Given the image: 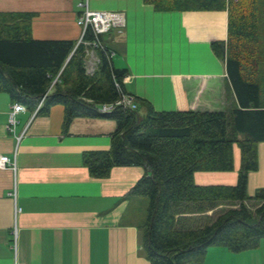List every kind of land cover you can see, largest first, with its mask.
I'll return each mask as SVG.
<instances>
[{"label": "crops", "instance_id": "1", "mask_svg": "<svg viewBox=\"0 0 264 264\" xmlns=\"http://www.w3.org/2000/svg\"><path fill=\"white\" fill-rule=\"evenodd\" d=\"M81 1L0 0V11L35 12L34 38L78 41ZM89 4L125 13V27L103 39L114 52V67L128 71L127 93L149 100L158 111L227 109V64L211 43L228 40V11H157L144 0ZM93 65L95 70L97 64L88 59V73ZM13 103L0 92V155L16 162L15 167L0 166V264L16 259L25 264H151L139 218H125L131 207L125 196L146 169L115 166L108 177L95 178L84 164L87 151L110 149L116 121L78 117L64 132L65 107L54 104L46 114L27 108L10 130ZM233 155L232 171H197L195 182L236 184L241 166L236 144ZM258 160V170L249 172L248 190L251 182L264 185V141L258 144ZM142 202L135 200L137 208ZM139 212L144 215V207ZM225 259L264 264V238L257 249L238 253L210 246L204 264H224Z\"/></svg>", "mask_w": 264, "mask_h": 264}, {"label": "trees", "instance_id": "2", "mask_svg": "<svg viewBox=\"0 0 264 264\" xmlns=\"http://www.w3.org/2000/svg\"><path fill=\"white\" fill-rule=\"evenodd\" d=\"M144 1L157 11H228V40L211 43L227 64L226 110L158 111L125 90L128 71L114 67L103 39L112 29L96 35L88 28L84 39L90 44L37 39L36 13L26 11H0V92L31 111L43 101L38 114L63 104L64 132L78 117L116 121L110 149L87 151L84 164L95 178L108 177L115 166L146 169L125 196L131 202L125 218H139L151 264H204L210 246L235 253L257 249L264 238V188L250 195L248 175L258 170V144L264 141V0ZM89 49L99 58L90 73ZM125 94L136 108L115 105ZM104 104L114 108L101 112ZM235 143L241 151L237 183L197 184V171L234 169ZM138 198L144 200L139 209Z\"/></svg>", "mask_w": 264, "mask_h": 264}, {"label": "built area", "instance_id": "3", "mask_svg": "<svg viewBox=\"0 0 264 264\" xmlns=\"http://www.w3.org/2000/svg\"><path fill=\"white\" fill-rule=\"evenodd\" d=\"M80 11L77 18L78 24L82 27V35L78 40L77 44L90 42L85 41L84 36L88 28H91L96 35L109 32L111 29L115 28L119 31L125 27V13L121 10H98L90 7L89 0H82L79 3ZM94 46H98V43H94ZM96 50L89 49L87 50L88 59H93L94 63L97 64L99 61ZM114 55V52L111 51L110 57ZM95 65L91 67V72L94 71ZM43 101H41L38 107L34 110V114L38 113L39 108L42 106ZM123 105L127 108H136L135 99L125 94L115 105ZM114 108V104H104L101 106V112H110ZM27 110V107L16 101L12 104L11 111L9 113V129L14 130V126L17 122V115L23 111ZM7 164L16 166L15 160H12L8 155H0V166H5ZM15 264H25L22 261L16 259Z\"/></svg>", "mask_w": 264, "mask_h": 264}, {"label": "rangeland", "instance_id": "4", "mask_svg": "<svg viewBox=\"0 0 264 264\" xmlns=\"http://www.w3.org/2000/svg\"><path fill=\"white\" fill-rule=\"evenodd\" d=\"M81 27V26H80ZM82 28V27H81ZM141 113V116H144V114L142 113V111L140 112ZM238 147L239 145L237 143H235ZM249 187V185H248ZM261 188H264V185H255L253 182H251V188L250 190H248V193L251 195V194H254L256 190L258 189H261ZM249 189V188H248ZM231 260L230 259H225L224 260V264H233L232 262H230Z\"/></svg>", "mask_w": 264, "mask_h": 264}]
</instances>
